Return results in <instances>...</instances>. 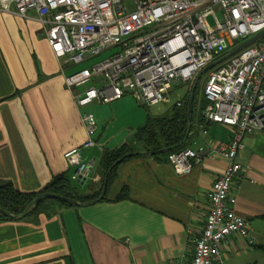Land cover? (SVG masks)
Here are the masks:
<instances>
[{
  "label": "crops",
  "instance_id": "crops-1",
  "mask_svg": "<svg viewBox=\"0 0 264 264\" xmlns=\"http://www.w3.org/2000/svg\"><path fill=\"white\" fill-rule=\"evenodd\" d=\"M74 71L73 64L51 49L37 11L20 16L0 10V184L40 191L54 175L74 171L65 152L88 138L82 112L91 105L76 102L75 93L84 88L67 86L65 76ZM123 100L108 102L114 116L118 107L133 109L132 102L115 104ZM95 116L99 125L92 137L97 145L82 149L93 169L85 180L73 183L80 193L99 189L104 149L132 143L136 151H145L134 133L147 114L130 125L134 137L119 131L109 135L107 128L101 132L106 117ZM234 131L233 126L207 120L199 110L188 146L204 147L205 153L189 173H177L169 156L132 155L121 162L106 197L96 203L66 206L48 201L23 218L0 219V264L190 261L209 211L208 192L228 164L215 147L229 142ZM244 141L238 161L245 171L232 192L235 210L251 222L256 242L227 236L221 244L223 264H249L264 245V130L246 134Z\"/></svg>",
  "mask_w": 264,
  "mask_h": 264
},
{
  "label": "built area",
  "instance_id": "built-area-1",
  "mask_svg": "<svg viewBox=\"0 0 264 264\" xmlns=\"http://www.w3.org/2000/svg\"><path fill=\"white\" fill-rule=\"evenodd\" d=\"M217 9L222 10V19ZM0 10L20 16L37 11L51 49L65 63H81L120 47L91 67L65 76L71 90L85 86L75 93L80 106L111 102L127 93L142 104L160 103L176 82L192 80L216 54L264 30V0H0ZM89 82L93 84L88 86ZM204 95L208 101L204 117L235 131L229 142L215 147L228 164L208 192L209 211L193 257L169 264H223L221 244L231 234L250 245L256 242L251 222L235 210L237 197L232 189L239 186L238 178L245 171L238 161L246 146L245 135L264 130V38L211 71ZM82 121L88 138L65 152L74 167L71 178L77 182L93 169L82 149L97 145L92 137L98 128L95 114L83 111ZM204 153V147L187 146L169 159L177 173L185 174L201 162Z\"/></svg>",
  "mask_w": 264,
  "mask_h": 264
},
{
  "label": "trees",
  "instance_id": "trees-1",
  "mask_svg": "<svg viewBox=\"0 0 264 264\" xmlns=\"http://www.w3.org/2000/svg\"><path fill=\"white\" fill-rule=\"evenodd\" d=\"M247 39H242V41L238 40L228 51L234 49L236 46H238ZM227 52L222 54H216L212 61L217 60ZM220 65L221 64L206 71L199 79L196 89L194 109L191 117L192 118L191 122L188 114V99L190 96L193 83L191 84L190 87H188L184 91L183 95L177 100V102H181V105H178L176 102L170 113L157 115V116H153L149 114L147 115L145 122L137 129L134 135L136 143H138L141 146V148L139 149H143L145 151H153V150L169 147L170 151L155 155L157 157H160V156H169L171 153L179 151L182 148L188 146L190 135L186 143L183 144L181 143L185 139L190 125H191V129L193 127L195 111L197 109L203 111L208 103L204 95V87L207 77L211 71L218 68ZM204 75L207 76L206 79L203 77ZM201 88L203 95L202 98H198V91ZM137 149L138 148L135 147L132 143L131 144L123 143L122 145L116 148L104 149L100 161V169L102 173L101 184L99 189L94 193H80L73 184L75 183V181L72 180L71 174L65 171L54 175L40 191H22L17 187H15L14 184L11 182H5L3 184H0V208H3L11 212L12 214H16V215L26 213L34 205L35 198L44 192H51L63 196H68L80 202H88L100 195L107 170L111 166H113V164L119 158L123 157L127 153L134 152ZM130 157L131 156L126 157L125 159L122 160V162ZM120 164L121 162L112 168L109 174L107 189H109L111 183L113 182L116 176L117 168ZM48 201L59 203L61 205H66V206L71 205L59 199L43 198L40 201L39 205L36 206L33 209V211H31L27 215L40 210ZM8 218L9 217L0 214V219H8ZM260 247L261 249L264 250V245Z\"/></svg>",
  "mask_w": 264,
  "mask_h": 264
},
{
  "label": "rangeland",
  "instance_id": "rangeland-1",
  "mask_svg": "<svg viewBox=\"0 0 264 264\" xmlns=\"http://www.w3.org/2000/svg\"><path fill=\"white\" fill-rule=\"evenodd\" d=\"M127 5H128V8H130V9L133 8V4L131 1H128ZM216 12H217L219 18L222 19V10L217 9ZM210 22H211V24H214V20L212 17H210ZM240 41H242V39ZM119 49H120V47H112V48H109V49L103 51L101 54H99L97 56H94L92 58L84 60L81 63H77V64L71 63V64H73L75 71L82 69L84 67H91L93 64L98 63L101 60H103V59L111 56L112 54L118 52ZM203 77L206 79L207 76L204 75ZM193 82H194V79L189 80V81H178V82H176L173 85L167 99H165L164 101H162L156 105L142 104L134 97V95L132 93H127L126 95H124L122 97V98H124L123 102L120 103V101H119V102H116L115 104L117 106L121 105V104H123V106H125L124 103L132 102L133 103V109H131L130 107H126L122 110V109H119V107H118L117 110L115 109V113H117V115H115V116H114V113L112 112L113 110L111 107L113 105H110L108 102L107 103H95V102H93V103H91V105L89 104L90 106H88L86 109L93 112L94 114L96 113L99 116H102V117L105 116L106 117L107 124L109 123V126L107 127V124H105V123L101 124L100 125V131L101 132L104 130V128H107V133L109 135H112L115 132L119 131V134H122L124 136H127V135L132 136L131 131H133V130L130 127V125L137 122L138 119L142 116V114L163 115L166 113H170V111L173 109L174 104L183 95L184 91L188 87L191 86V84ZM92 84L93 83L89 82L88 86H91ZM76 88L78 90H81V89L85 88V86L82 85V86H78ZM202 95H203V92H202V88H201L198 91V98H202ZM128 106H130V105L128 104ZM198 111H199V109H197L195 112L197 113ZM134 135H135V133H134ZM132 137H134V136H132ZM118 139H121L120 135H119ZM116 141H119V140H116ZM193 147L196 148V146H193ZM50 200H52V199H50ZM250 261H251V263H249V264H264V250L260 249V251H258V253L256 255H254L252 260H250ZM230 263L233 264V262H230ZM230 263L227 262V264H230ZM236 264H238V263H236Z\"/></svg>",
  "mask_w": 264,
  "mask_h": 264
},
{
  "label": "water",
  "instance_id": "water-1",
  "mask_svg": "<svg viewBox=\"0 0 264 264\" xmlns=\"http://www.w3.org/2000/svg\"><path fill=\"white\" fill-rule=\"evenodd\" d=\"M262 38H264V30L259 32L256 35L252 36L251 38L245 40L244 42H242L241 44L236 46L234 49L228 51L226 54H224L223 56H221L217 60H214V61L210 62L207 66H205L204 68H202L198 72V74L196 75V77L194 79V82H193V85H192V88H191V92H190V96H189V99H188V114H189V117H190V122H191V119H192L191 117H192V113H193V109H194V100H195V95H196V89H197V85H198V82H199V79L201 78V76L206 71H208V70L216 67L217 65L223 63L224 61H226L231 56L235 55L236 53H238L239 51H241L245 47L253 44L254 42H256V41H258V40H260ZM190 132H191V125H190V127H189V129L187 131L185 139L183 140V142L181 144L186 143L188 141V137L190 135ZM168 151H170V148L169 147H165V148L158 149V150H153V151H134V152H130V153L125 154L123 157L119 158L113 164V166H111L107 170L105 178H104V181H103L102 190H101L100 195L98 197L88 201V202H80V201H77V200H75V199H73L71 197H68V196H63V195L56 194V193H51V192H44V193H41L40 195H38L35 198V203L32 206V208H30V210L28 212L16 215V214H12L11 212H9V211H7V210H5L3 208H0V214L5 215V216L10 217V218H16V219L23 218L28 213L33 211V209L36 206L39 205L40 201L43 198L59 199V200H62L64 202L68 203V204H71V205H87V204H90V203H96V202L100 201L101 199H103L105 197V195H106L109 174H110L112 168L115 165H117L118 163L122 162L123 159H125L126 157H129V156H132V155H156V154H161V153H165V152H168Z\"/></svg>",
  "mask_w": 264,
  "mask_h": 264
},
{
  "label": "bare ground",
  "instance_id": "bare-ground-1",
  "mask_svg": "<svg viewBox=\"0 0 264 264\" xmlns=\"http://www.w3.org/2000/svg\"><path fill=\"white\" fill-rule=\"evenodd\" d=\"M197 74H198V73H197ZM197 74H196V75H197ZM196 75H195V77H196ZM193 79H194V78H193ZM193 79H192V80H193Z\"/></svg>",
  "mask_w": 264,
  "mask_h": 264
}]
</instances>
